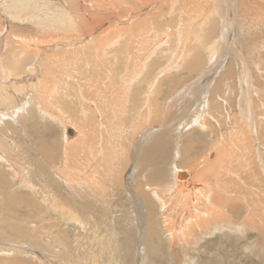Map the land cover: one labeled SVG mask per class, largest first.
Masks as SVG:
<instances>
[{
	"label": "bare ground",
	"instance_id": "6f19581e",
	"mask_svg": "<svg viewBox=\"0 0 264 264\" xmlns=\"http://www.w3.org/2000/svg\"><path fill=\"white\" fill-rule=\"evenodd\" d=\"M66 1L0 0V9L4 10L2 12L20 19L21 14H25V19L32 18L31 21L37 30L31 35L20 32L11 36L10 31L0 29V163H4L8 171L16 174L20 181L31 182L28 177L30 169L24 167L27 162L23 159L24 154L15 152L17 149L11 134H8L10 140L2 131L12 132L8 127L11 124L7 126L4 120H17L18 127H25V121L28 118L31 121L32 116L29 112L22 114L21 110H35L43 120L57 121L61 126L64 168L62 166L60 176L64 182L59 181L69 185L67 192L73 198L93 199L96 195L99 190L96 184L99 181L95 178V166L98 165L96 162L100 156L106 159V162L102 163L106 169H110L109 175L120 178L127 168V162L116 165L113 158L115 157L118 163L127 150L126 145L129 143L128 146H132L129 157L133 161L130 169L128 168L129 172L127 171L125 189L129 193L128 201L133 204L130 211L139 218L138 229L142 227L144 233L149 227L148 235L143 234L145 246L146 241H152L153 237L159 238L161 233L154 228L159 221L156 218H160V224L164 228L162 232L173 247L176 242L183 245L187 241L192 243L201 240V235H204L208 227H213V231H234L248 223L251 228H264V108L262 111L259 108L264 105V60L259 54L261 49L264 50V17L252 10L254 4L247 0H200L202 3L198 4L201 9L193 8L197 17V24L195 21L190 22L196 24L193 31L185 30V26L180 28V19L183 16L180 15L181 18L176 19L180 24L178 23V29H174L178 38L175 39L178 44H183V47L176 42L175 46L182 49L181 53L177 52L176 55L173 49L171 52L176 56L169 55L164 65L161 66L160 63L157 67V60L163 58L160 52L164 50L160 51L158 47L171 41L174 30L169 27H164L166 30L161 32L155 30L157 34H154L153 38L156 41L147 44L148 40L152 42V36L149 37L151 31L147 30L153 27L154 14L143 19L144 24L148 22L147 24L152 26H146V31L143 27L137 28L138 22L134 21L145 13L147 8L150 9L148 5L156 10L157 5L164 4L166 8L161 9H166L167 14V10L170 12L176 4L175 0H93L95 6L100 2V12H91L87 17L82 16L81 9L74 10L76 4L83 5L84 1L82 3L77 0L76 3V0H68L69 4L65 5ZM112 2L122 3L124 8L128 6L127 9L134 11L131 10L132 12L128 13L130 16L127 17L118 9L120 12L115 11L116 14L114 13L111 19L109 13L114 7L109 6V3L111 5ZM190 2L193 4L192 0ZM90 3L84 5H93ZM178 4L183 10L186 0H179ZM136 8L139 10L136 11ZM163 12L165 11L162 10L159 14ZM213 12L217 13L218 20L212 16ZM122 15H125V19L131 24L125 31L124 25L121 27L125 22H122L121 26L118 24L124 20ZM110 19L115 20L116 26L108 23ZM207 21L218 22L220 27V34L217 38L213 35L215 38L212 43H203L206 35L202 28L208 26H202ZM116 27L120 29H115ZM67 31L76 36L65 33ZM157 35L159 37H155ZM165 49L168 50V47ZM116 53L119 54V62L123 64L121 71H118L120 64L113 62ZM214 55L216 61L212 62L210 60ZM149 58L151 62L148 61ZM207 62H210V65ZM152 64L158 69L149 71L148 66H153ZM169 69L200 75L194 79L180 80L176 84L174 82V89L166 91L167 95H162L163 100L160 101L158 96L167 80L162 81V86L160 83L163 77L167 78L171 71ZM148 71L155 72L150 76ZM30 76L35 78V82L26 81ZM170 81L173 80L169 78ZM231 88H236L237 94L240 95L243 112L241 110L242 115L239 114L237 118L242 120L244 116L243 121L247 129L240 122L236 124L237 118L234 114L232 117L228 115L230 101L224 94L226 89ZM66 89L74 99L69 105L66 102L62 104L63 96H60ZM131 89L135 95L130 96L128 100ZM19 93L24 94L22 103H18L16 99ZM69 111L72 113L69 114ZM226 118L230 120V124L231 121L234 124H231L229 130L222 131V126L227 123L221 119ZM210 121H214V125ZM196 127L200 131L214 130L213 133L215 136L218 134L220 139L209 145L203 158L192 164L188 163V167H178L176 162L169 163L171 156L172 160L180 156L177 141L180 130H194ZM72 134L73 136H69ZM103 149L105 153L101 152ZM188 151L189 149L185 151L186 154ZM70 158L75 169L67 167L70 166ZM166 162L170 164L167 168L164 167ZM248 167L250 173L247 174L243 169ZM45 171L43 169L42 174ZM248 177L252 179L251 190L255 195L248 199L243 195L240 199L239 188L243 184L247 186ZM46 179L47 185L43 186L49 188L53 182L48 180V177ZM138 179H143L144 183ZM29 186L34 188L31 183ZM52 190L43 189V193L50 194L48 201H51V207L59 212L60 217L72 215V212L68 211L69 207H65L70 206L72 201L55 197L57 195ZM236 194L239 202L243 199L246 202L244 214H250L247 215L249 219L244 217L246 222L239 224H234L230 217L235 211L239 212L238 206L229 203L235 201ZM237 216L235 218H239ZM5 218L8 217L0 215V237L12 238L15 242L6 241L8 246L24 248L29 244L28 241L38 239L31 226H28L29 230H20ZM256 218L263 223L259 224ZM45 239L48 237L45 236ZM262 247L264 248V244ZM253 251L257 252L255 249ZM260 252L264 253V249ZM250 260L252 262V259Z\"/></svg>",
	"mask_w": 264,
	"mask_h": 264
},
{
	"label": "rangeland",
	"instance_id": "374dc122",
	"mask_svg": "<svg viewBox=\"0 0 264 264\" xmlns=\"http://www.w3.org/2000/svg\"><path fill=\"white\" fill-rule=\"evenodd\" d=\"M69 1H73V0H69ZM80 1L81 2L84 1V3L82 2L83 5L86 3H90V2H91L90 4H93L91 6H89V5H87V6L86 5H84V6L80 5L79 6L78 4H76V6L74 7V10L76 9L77 11L78 10L80 11V9H81L80 13L82 14V16L85 15L87 17L91 12H93L94 14L96 12H100V5H99L100 2L97 3L95 6L94 5L95 3H93V0H80ZM116 1H118V0H116ZM178 1L175 0L174 3H176V4L174 5V7L171 9L170 12H168V10H167L168 15L166 14V9H161V7L166 8V6L164 4H161V2H160L161 6L157 5V7H156L158 9L155 10V9L151 8V6L148 5V7L150 9H148L146 6L147 10L145 13L142 14L143 16L141 15V16L137 17L135 19V21L133 20L134 22H136V21L138 22V24H136L137 28L143 27L144 31H146L147 28H149L151 26V24L148 25L147 24L148 22L146 24H144L145 20H143V19L154 14L153 22L154 21L155 22L152 25L153 27L151 26L152 28L147 30L149 32L151 31L149 34V37L152 36L150 38V40H152V42L148 40L147 44L154 43L156 41V39L153 38L154 37L153 35L157 34V32L155 30L161 32L165 28L167 29V27H169L171 30L172 29L174 30L175 28L178 29L179 28L178 23L180 21H181L180 23L182 24V27H180V28H184V26H185L186 27L185 30H190V31H193L194 28H196L197 17L195 15L196 13L193 12V8L197 9V10L201 9L200 8L201 6L199 5L200 4L199 2H201V1L200 0H192L193 1V4H192L190 2V0H186V6H185V8L183 6V10L180 8ZM247 1L254 4V6L252 8L253 11L258 13L261 17H264V10H263L264 9V0H255V1L254 0H247ZM105 2H107V0H105ZM187 2H189L188 3L189 5L187 4ZM256 2H258V4ZM76 3H77V0H76ZM68 4H69V2L67 0L65 5H68ZM260 4H261V6H259ZM106 5H108V4H106ZM153 5H155V4H153ZM109 6H113L115 8V10H114V8H111L112 12L109 13V15H111L110 16L111 19H112V17H114L116 12H118V13L120 12L119 10H122L127 17L130 16V14H128V13H131L132 11H134L133 9H131L132 11L129 8L127 9L128 6H125V8H124V4H122V3L119 4L116 2L114 4L112 2L111 5L109 3ZM189 6H191V7H189ZM68 7L73 9V7H70V6H68ZM93 7H95V8H93ZM195 7H199V8H195ZM255 7H258V8H255ZM186 8H188V9L191 8V9L189 11ZM74 10L72 12L73 15H74ZM102 10H103V8H102ZM138 10H139V8L138 9L136 8V11H138ZM162 10H164L165 12H163V14H159V13H161ZM2 11H4V10H2ZM2 11L0 9V29L7 30V32L10 31V35L11 34L13 35L15 33L17 34L20 32H21V34L23 32V34L24 33H27V34L30 33V35H31V34H33V32L35 33V31H37L36 27H34L35 24L31 21L32 18L29 17L28 19H25V17H24L25 14H21V17H22L21 19L18 17H11ZM148 11H150L151 13ZM178 11L179 12L181 11L183 13H181V12L178 13ZM102 13H103V11H102ZM164 13L166 15H164ZM125 15H122L124 17L125 21L123 20V21H120L118 23L121 26V23L125 22L121 26V27H123V25H124V31L127 30L128 27H130V25H131L130 22L125 19V18H127ZM180 15L183 17L181 18ZM168 16H169V18H168ZM212 16L218 20L217 13H214ZM140 17H142V18H140ZM160 17H161V19H160ZM184 18L186 20H184ZM111 19H110V22H108V23L110 25L116 26L115 20H111ZM176 19L177 20L180 19V21L177 22ZM188 19H191V20H188ZM172 20H173V22H172ZM185 21H186V23H184ZM194 21L196 24L195 23L191 24ZM206 23L202 26V27H204L205 25L208 26L207 28L205 26V29L202 28L204 34L206 35L204 37V40H206V41L203 40V43L204 42H209V43L211 42L212 43L214 40L213 38H215V37L217 38L218 37L217 35L220 34L219 30H218V29H220V27H219L218 22L211 23V22L207 21ZM159 24H161V25H159ZM189 24H191V25H189ZM216 24H217V26H216ZM173 25H176L177 27L176 26L174 27ZM126 26H127V28H126ZM146 26H147V28H146ZM211 26H212V28H211ZM191 28H192V30H191ZM209 28H211L213 30H211V29L209 30ZM115 29H120V28L116 27ZM215 29H217L216 30L217 32L214 31ZM60 32H63V31H60ZM65 33L69 34L70 32L67 31ZM71 34H72V36H76V35H73L74 34L73 32H71L70 35ZM175 34L176 33L174 30L173 34L171 36V39H170L172 42L167 40V41H169L167 44H164V46H162V44H161V47L160 46L158 47L159 48L158 50L161 51L164 49L165 51L163 50L162 52H160V53H162L163 58L157 60V64H158L157 67H159L161 64H162L161 66H163L164 65L163 63H165V61H167L169 55L170 56H176L179 54V52L181 53L182 49H178V46H175V44L177 43L176 39H178ZM208 35L210 37H208ZM155 37H159V35H157ZM122 39H124V37H122ZM122 39H121V41H123ZM163 42L164 41H162V43ZM177 45L182 46L183 44L180 45L177 43ZM167 47H168V50L165 49ZM173 49H174V51H173ZM183 50H184V48H183ZM166 51H168V53ZM171 51L175 52L176 55H175V53H173ZM241 51H244V49H241ZM177 52H178V54H177ZM259 54L261 55V59L264 60V50L263 49L260 50ZM115 56H116V59L113 62L114 63L118 62L120 64L118 71H121L123 64L121 65V62H119V60H118L119 54L116 53ZM117 56H118V58H117ZM164 57H166V58H164ZM213 60L216 61L215 55L212 58V60H210V61L215 62ZM148 61L151 62V58H149ZM207 64L210 65V62H207ZM152 65L153 66H148L149 71L158 69L155 64H152ZM150 67H152V68H150ZM169 70H171V69H169ZM149 71H148V75H150V76L153 75V72H155V71H153V72H149ZM221 71L222 70H220V72ZM167 72H168V70L165 72V74ZM118 74H120V73H118ZM169 74H167V76H166L167 78L163 77V79L161 80L160 86H162L163 82H166V80H167V82L164 83L165 86L163 84V86L161 88L162 91H160L159 96H158V100L162 99L163 98L162 95H164V94H165L164 95V97H165L167 95V93L169 92L168 91L169 89L170 90H171V88L174 89L175 84L177 82L179 83L180 80H183V81H184V79L190 80V78L194 79L196 76L195 75L196 73H194V72L193 73H187L185 70H181L178 72L171 70V71H169ZM183 74H185V76ZM199 75L200 74H198L196 77H199ZM181 77H183V78H181ZM28 78L29 79L26 80L27 82H32V81L35 82V78L33 76H30ZM169 78H170V80H173V81L169 82ZM174 82H175V84H174ZM173 85H174V87H173ZM227 90L228 89H226L224 96L225 97L228 96L227 100L230 101V106H228L229 112L227 111L228 115H229V117H232V115L234 114L237 118V116L243 112L242 104H240V102H241L240 95L237 94L236 88H231V90H228V91ZM133 91H132V89H131V92L129 91L128 100H129L130 96L135 95L134 93L132 94ZM164 91L165 92L168 91V92L165 93ZM234 92H236V93H234ZM68 93L71 94L70 91L67 89L62 92L63 95L60 93V96H63V97H61L62 104H64L65 102H66V104L68 103V105L70 103H73V101H74L73 96L72 97L69 96ZM23 95L24 94H22V93H19L17 95L16 99H17L18 103L23 102ZM262 96H264V93L262 94ZM262 106L259 107L261 111L264 108V105H262ZM237 108H239V109H237ZM65 110H66V108H65ZM232 110H236L237 112L236 111L233 112ZM241 110H242V112H241ZM21 112H23L22 114H27L29 112L31 114L30 116H32L31 121H29V118H28V120L25 121L26 126L20 128V127H18L19 124L16 123L17 120H15V121L4 120L3 122L7 126L9 124H11L8 127L11 128L12 132L9 133V131L5 130V131H2V133H4L6 137H8L11 134V137H12L11 139H13L15 148L17 149V150L14 149V151L16 150L15 152H18L19 154H24L23 159L25 158L27 161L26 164L24 162V164H25L24 167L30 169V171H29L30 173H28V177H30V181H31L30 183L34 188L29 186L30 183H28V182L24 183L23 181H20L19 177L16 174L13 175L10 171H8V168L4 163H2V164L0 163V215L1 216H7L8 218H5V219H8V221L11 224L18 226L20 230H29L28 226H31V229L37 235L38 239L28 241L29 244H27L24 248L23 247L16 248V247L8 246L5 243L6 241L13 242L12 238L0 237V264H264V260H263L264 259V253L260 252L261 250L264 249L262 247V245L264 244V242H263L264 241V234H263L264 228L262 226L261 227L263 229L260 227L261 230H260V228H257V227L251 228L252 226L249 225L248 223L246 225L245 224L242 225L244 228L241 227L239 230H234V231H229V230L213 231V227H210V229L208 227L207 231H205L204 235H201V237H202V238H200L201 240H198L197 242H192V243L191 242L188 243V241H187V243H184L183 245L176 242V244L173 247L170 245L168 238L165 235V233L162 232L164 228H162V226L160 224V218H156V220L158 219L159 221L157 222L158 225L154 226V228L158 232L161 231V233L159 234V238L153 237L152 241H146L147 246H145L144 235L145 234L148 235L149 227L144 230V233H143L142 227H141L142 230L138 229V227L140 225L139 224V218H136V215L131 212L133 209L132 208L133 204L128 201L129 193L125 189V187H127V180H126L127 171L130 169L131 162L133 161L129 157V153L132 150V146L131 145L128 146L129 143L126 145L127 150H126V152H124V155L120 157L118 163H117V159L115 157L113 158L116 165H118L122 162H125V161L127 162V168H125L124 171L121 173L122 176L120 178L117 176L111 177V175H109L110 169L109 170L106 169L105 165L103 164L106 162V159H105V157L100 156L99 160L97 159L98 163L96 162V164H98V165L95 166V169H96L95 178L97 179V181H99V182H97L96 186H98L99 193H98V191H97V193H95L96 191H94V193L96 195L94 194L95 196L93 197V199L88 198V199L82 200V199H80V197H77V198L74 197L73 198V196H71L67 192V188L69 187V185L67 184V186H68L67 187L66 184L63 183L64 181L62 180V178L60 176L62 166L64 168V165L62 164V161H63L62 160V158H63L62 146L63 145H62V129H61L60 124L57 121L51 122L48 120H43L42 117H40V115L37 112H35V110H32V111H25V110L22 111L21 110ZM71 113H72V111H69V114H71ZM243 118H244V116H243ZM243 118H242V120L237 118L236 124H238V122H240L241 125H243L245 128V126H246L245 121H243L245 118L244 119ZM16 119H17V117H16ZM227 119L228 118L221 119L223 122L226 121V123H227V124H224L222 126V128H223L222 131L229 130V127L231 126V124H234L233 121H231L232 123L230 124V120H227ZM210 123L214 125V121H212V122L210 121ZM227 126H228V128H227ZM68 127L72 128V126H68ZM245 129H247V128H245ZM25 130H26V132H25ZM13 131H14V133H13ZM205 131H200L199 128H197V127L194 128V130H192V128L180 130V133L178 135V140H177L179 142L178 153H180L179 154L180 156H177V158H174L172 160V156L170 155L171 157H170V160H168V162L169 163L176 162L178 167H181L182 165L188 167V165H187L188 163L192 164L194 161L196 162L200 158H203V156L205 155V153L209 149V145L220 139L218 134L215 136V133H213L214 130H213V132H209L210 130H207L208 132L207 131L205 132ZM23 132H25V133H23ZM181 132H183V133H181ZM201 132H204V133H201ZM248 134H249V132H248ZM212 135L215 137H213ZM69 136H73V134L69 135ZM192 136H194V137H192ZM9 137H8V139H10ZM188 140H190V141H188ZM172 142H173V140H172ZM173 146H174V143H173ZM185 149L186 150L189 149L187 154L185 152L186 151ZM117 150H119V149H117ZM21 151H23V152H21ZM49 151L51 153V154L49 153L50 155L48 154ZM101 152L105 153L106 151H105V149H103V150H101ZM46 155H47V158H46ZM192 156H194V157L191 160H189V158ZM20 159H21L20 161H22V158H20ZM103 159H104V161H103ZM46 161H48V162H46ZM49 161H50V163H49ZM46 163L48 165H45ZM68 163L70 165V166H67L69 169H75V167L73 165V160L71 158L68 160ZM169 163L167 164V162H166L164 167L167 168L170 165ZM44 166H46V167H44ZM42 167H44L43 169L46 170L45 173H43V174H42V172H43ZM51 167H53V169ZM55 167L59 171L56 172L55 170H57V169ZM50 169H52V170H50ZM245 169L246 170L243 169V172L245 171L247 174L250 173L249 167L245 168ZM53 170L56 173L53 172ZM86 171H90V169H88ZM123 173H124V175H123ZM57 175H58V177H57ZM47 177H48V180L50 179V181L53 182V183H51L52 185L51 184L49 185V188L46 186H43V184L47 185V181H46ZM248 178H247L248 179L247 186L246 185L244 186V184H243V185H241V187L243 189L241 187L239 188L240 189L239 192L242 195V196L240 195V199L243 198V195L247 199L252 198V196L255 195L253 190H251V184H253L252 179L250 177H248ZM59 180H61L63 182H61ZM138 181L144 183L143 179H140V180L138 179ZM58 182H60V183L58 184ZM254 185H256V184H254ZM106 186H107V188H106ZM51 188L53 189L52 191L54 192V194L57 195L55 197L62 198L63 201L64 200L72 201L70 203V206L65 205V207H69L68 211H71L72 215H62V217H60L59 212H57V210H54V207H51V205H50L51 201H48L50 194L48 195L47 193H43V189H51ZM100 189H102V191H100ZM100 193H102V195ZM234 198H236L235 201H231L229 203L234 204L235 207L238 206L239 212L235 211L233 214H230V217H231L234 224L244 223V222H246V220H244V219L250 215V214L249 215L244 214V213H246L245 212V209H246L245 203L246 202L244 201V199L241 202H239L237 200V199H239L237 194H236V197H234ZM235 216H237L239 218H235ZM247 219H249V218H247ZM256 219H257V222L259 224L263 223V222L259 221L258 218H256ZM245 233H247V235ZM45 236L48 237L47 240L45 239ZM257 238H259V240ZM244 239H246V240H244ZM254 241L255 242L257 241V244H255ZM13 243H15V242H13ZM247 243H248L249 247H248ZM255 245H257V246H255ZM249 248H251V250ZM254 249L257 250V252L253 251ZM148 252H150V254ZM253 252H255V253H253ZM259 254H260V256H259ZM259 257H261V258L263 257V259H261ZM250 259H252V262Z\"/></svg>",
	"mask_w": 264,
	"mask_h": 264
}]
</instances>
